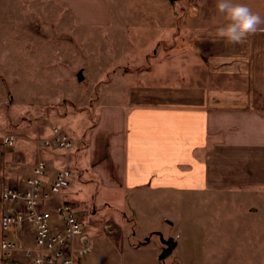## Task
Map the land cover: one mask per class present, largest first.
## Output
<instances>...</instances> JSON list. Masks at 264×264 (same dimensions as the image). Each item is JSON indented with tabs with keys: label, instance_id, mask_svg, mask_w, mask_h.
<instances>
[{
	"label": "crops",
	"instance_id": "obj_1",
	"mask_svg": "<svg viewBox=\"0 0 264 264\" xmlns=\"http://www.w3.org/2000/svg\"><path fill=\"white\" fill-rule=\"evenodd\" d=\"M50 1L80 22L87 21L88 4L97 2ZM151 2L160 9L155 19L137 24L141 38L156 40L153 64L121 76L129 90L109 96L99 109L76 153V167L91 180L89 190L105 199L133 200L138 216L158 193L181 201L188 215L200 210L197 223L181 224L175 207L170 253L179 264H264V31L243 44L227 43L216 40L217 28L227 23L216 0H201L197 9L192 0ZM236 2L264 17V0ZM102 4L106 13L109 3ZM104 17L108 22L109 12ZM14 136V147L0 148V191L18 174H29L40 154L55 156L58 165L48 163L49 178L70 167L75 145L67 153L43 152L35 145V131L25 141ZM3 211L0 205V215ZM12 232L20 245L32 244L28 234ZM83 264L94 263L85 258Z\"/></svg>",
	"mask_w": 264,
	"mask_h": 264
},
{
	"label": "rangeland",
	"instance_id": "obj_2",
	"mask_svg": "<svg viewBox=\"0 0 264 264\" xmlns=\"http://www.w3.org/2000/svg\"><path fill=\"white\" fill-rule=\"evenodd\" d=\"M106 1V13L102 0L88 4L83 17L96 24L76 20L59 2L0 0V138L10 133L25 141L41 125L62 127L73 138L68 160L75 186L69 188L77 195L70 197L86 223L93 248L86 257L90 263L179 264L173 252L158 260L164 241L174 242L175 207L181 224L197 223L200 210L188 215L181 201L170 202L168 195L158 193L138 209V216L133 200L105 199L93 187L89 190L91 180L76 167V153L88 140L99 109L109 96L129 90L121 76L138 66L147 68L155 59L156 40L141 38L137 23L145 17L154 20L159 7L151 0ZM174 11L181 13L176 7ZM14 145L0 148L7 151ZM49 152L40 157L54 167L58 164ZM0 205L5 203L0 200ZM7 233L14 238L12 231ZM134 245L140 246L135 250Z\"/></svg>",
	"mask_w": 264,
	"mask_h": 264
},
{
	"label": "built area",
	"instance_id": "obj_3",
	"mask_svg": "<svg viewBox=\"0 0 264 264\" xmlns=\"http://www.w3.org/2000/svg\"><path fill=\"white\" fill-rule=\"evenodd\" d=\"M200 2L192 0V8L197 9ZM14 141L13 134H6L0 145ZM35 141L39 149L65 153L75 145L69 133L56 125L36 128ZM48 169L47 160L39 157L29 174L2 186L0 200L5 206L0 215V264H83L92 253L86 223L68 191L72 169L60 167L52 178ZM9 230L29 234L32 244L20 245Z\"/></svg>",
	"mask_w": 264,
	"mask_h": 264
},
{
	"label": "clouds",
	"instance_id": "obj_4",
	"mask_svg": "<svg viewBox=\"0 0 264 264\" xmlns=\"http://www.w3.org/2000/svg\"><path fill=\"white\" fill-rule=\"evenodd\" d=\"M216 10L223 14L227 23L217 28L216 40L231 44H243L251 35L264 31V17L244 3L236 0H216Z\"/></svg>",
	"mask_w": 264,
	"mask_h": 264
},
{
	"label": "water",
	"instance_id": "obj_5",
	"mask_svg": "<svg viewBox=\"0 0 264 264\" xmlns=\"http://www.w3.org/2000/svg\"><path fill=\"white\" fill-rule=\"evenodd\" d=\"M169 1H173V0H169ZM79 78H81V75L79 76ZM164 242L166 244V247L162 249L161 253L159 254V258L165 257L174 248V243L171 242L169 239L168 240H165Z\"/></svg>",
	"mask_w": 264,
	"mask_h": 264
},
{
	"label": "trees",
	"instance_id": "obj_6",
	"mask_svg": "<svg viewBox=\"0 0 264 264\" xmlns=\"http://www.w3.org/2000/svg\"><path fill=\"white\" fill-rule=\"evenodd\" d=\"M73 202H75V201L73 200Z\"/></svg>",
	"mask_w": 264,
	"mask_h": 264
}]
</instances>
